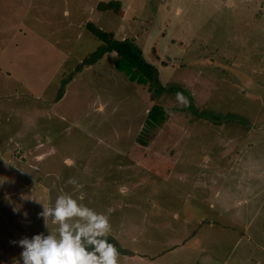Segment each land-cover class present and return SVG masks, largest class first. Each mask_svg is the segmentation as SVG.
Instances as JSON below:
<instances>
[{
  "label": "rangeland",
  "instance_id": "374dc122",
  "mask_svg": "<svg viewBox=\"0 0 264 264\" xmlns=\"http://www.w3.org/2000/svg\"><path fill=\"white\" fill-rule=\"evenodd\" d=\"M86 22L133 41L190 104L129 83L112 53L52 104L63 74L99 45ZM153 105L165 122L143 133ZM190 106L238 118L214 124ZM0 143L33 167L0 181L4 264H18L19 240L48 234L38 213L61 194L108 216V235L131 253L117 264H264V0H0ZM235 177H251L256 213L244 233L214 230L198 203L218 184L232 207L250 201Z\"/></svg>",
  "mask_w": 264,
  "mask_h": 264
},
{
  "label": "clouds",
  "instance_id": "9594fccd",
  "mask_svg": "<svg viewBox=\"0 0 264 264\" xmlns=\"http://www.w3.org/2000/svg\"><path fill=\"white\" fill-rule=\"evenodd\" d=\"M175 98L187 104L181 93L177 92ZM82 200L83 196L74 199L61 194L51 206L41 204L38 216L48 234L19 240L22 251L18 264H117L118 253L107 239L108 216L95 212Z\"/></svg>",
  "mask_w": 264,
  "mask_h": 264
},
{
  "label": "trees",
  "instance_id": "16d2710c",
  "mask_svg": "<svg viewBox=\"0 0 264 264\" xmlns=\"http://www.w3.org/2000/svg\"><path fill=\"white\" fill-rule=\"evenodd\" d=\"M103 9L111 11L116 16L120 13V4L118 2H108L104 5ZM83 28L89 33V35L99 42V45L80 62L76 63L72 69L64 73L59 80L55 96L51 101L52 104L57 103L64 95L65 87L83 70L98 63L104 55L114 54L113 68L116 72L121 73L129 83L137 86H147V90L151 95L160 96L165 91L168 94L181 93L190 104V99L183 91H175L173 88H169L162 85L159 80V73L157 69L146 62L142 56L140 48L130 39L117 40L110 31H103L97 28L94 24L86 22L83 24ZM191 107V112L200 119L218 124L221 121L229 122L234 121L238 117L235 115L221 116L212 112L204 111L200 114L197 110ZM198 114V115H197ZM165 112L159 105H153L147 112L143 133H147L150 130L159 128L165 122ZM243 123V120L240 119ZM107 239L115 247L118 255L131 256V253L125 249H122L118 242L112 237L107 236Z\"/></svg>",
  "mask_w": 264,
  "mask_h": 264
},
{
  "label": "crops",
  "instance_id": "0c3cea01",
  "mask_svg": "<svg viewBox=\"0 0 264 264\" xmlns=\"http://www.w3.org/2000/svg\"><path fill=\"white\" fill-rule=\"evenodd\" d=\"M47 129V126H45V130ZM36 134H33V141L32 144H36L34 148L28 149V154L37 157L43 153V149L40 147L39 137ZM30 142V141H27ZM8 144L10 143V140L8 141ZM19 145V143H17ZM18 154L20 152L15 151L14 154L7 153V149L5 146L2 147L0 143V181L3 176L5 175V171L9 170V173L11 170H22V173L28 174V171L31 170L33 167L28 165L24 166L23 164H16L15 160H18ZM21 155V154H20ZM23 156H21L22 158ZM237 158V156L234 158V160ZM24 160V157L22 158ZM240 157L236 159V161H239ZM22 161V160H21ZM235 163V162H233ZM236 164V163H235ZM30 166V167H29ZM247 168V167H246ZM33 170V169H32ZM31 170V171H32ZM249 179L243 180L241 177H235L232 178V186L235 188H241L242 185H245L246 190L249 193V196L251 197V200H245L244 203H239L237 207H232L231 202L226 199V197L220 196V193L223 191L227 192V190L224 189L223 184H218V186L213 187V194L211 197L210 202L208 203V207H206V203L204 204V199H202V203L199 202L200 208H203L204 210H209V212L215 216L216 221H212V223H207V225H211L212 229H226L229 227L234 232L236 227H240L242 233H244V227L246 226L247 221L251 222L252 217L256 213V206L252 203V186L247 185V183L251 182V177H248ZM11 178H9L10 180ZM1 183V182H0ZM244 187V188H245ZM248 187V188H247ZM230 189V188H229ZM211 191V190H210ZM202 194V193H201ZM205 194H202V197L204 198ZM249 201V202H248ZM229 204V206H228ZM234 209L236 210L234 212ZM189 217H193L192 215H189V213H186ZM248 217L247 220L244 221V219ZM222 221V224H220L219 220ZM244 221V222H243ZM197 223L200 222L198 221ZM0 264H4L3 262H0Z\"/></svg>",
  "mask_w": 264,
  "mask_h": 264
}]
</instances>
